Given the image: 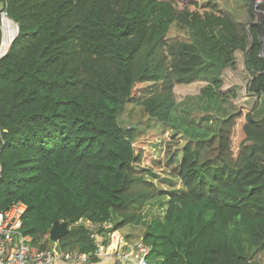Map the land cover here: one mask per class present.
<instances>
[{"label": "trees", "instance_id": "1", "mask_svg": "<svg viewBox=\"0 0 264 264\" xmlns=\"http://www.w3.org/2000/svg\"><path fill=\"white\" fill-rule=\"evenodd\" d=\"M0 2L18 28L0 57V209L26 205L33 250L93 263L117 234L123 250L146 244L151 264H264V18L247 24L209 0ZM237 52L251 107H223L203 126L179 116L177 85L202 83L206 111L235 96L223 87ZM129 103L182 132L180 157L171 140L151 156L139 128L120 125ZM163 167L179 185L146 178ZM155 198L161 213L146 216ZM54 223L68 230L46 243ZM127 225L142 231L136 243L118 234Z\"/></svg>", "mask_w": 264, "mask_h": 264}, {"label": "rangeland", "instance_id": "2", "mask_svg": "<svg viewBox=\"0 0 264 264\" xmlns=\"http://www.w3.org/2000/svg\"><path fill=\"white\" fill-rule=\"evenodd\" d=\"M196 1H197V7H200L208 0H196ZM209 1L218 3L219 7L223 11L231 12L240 21L245 22L249 16L246 7L248 2L247 0H209ZM193 8L194 7H191V9ZM254 16L255 17L253 18L256 22L263 18L257 15L255 11H254ZM15 26L17 25L16 24L10 25L9 30L12 31L13 29H16ZM177 32H178L177 28L173 25L170 29L168 37L169 38L176 37ZM17 33H18V28H17ZM236 58L237 61L235 68L228 69L224 73L223 88L234 91L235 96H230V101L236 107L239 108L241 106H244L250 108L252 102L254 101V98L248 96L247 95L248 93L246 92V82L249 75L243 64L242 53L237 52ZM202 86H203L202 83H194L191 85H177L174 90L176 100L179 102L178 115L181 117L188 116L189 118L198 121L197 123H199L201 126H203L206 122L201 120L205 115L208 114L209 117H214L216 115L214 108H210L208 111H206L204 104L200 102L197 98L199 95L198 93L200 91V88ZM228 90H224V91L229 93ZM229 102L225 103L224 106L227 107V105H230ZM185 120L186 118H183V121ZM211 120L212 119L210 118L209 122H211ZM118 121L122 126L132 127L134 125L135 129L139 128V133L137 135L136 140L148 141L147 147L150 149L151 156L161 157L164 152V147L166 142L171 140L173 141V145H172L173 152L177 155V157H180L181 153L179 149L183 146V144L186 141L182 132L178 133L179 135L178 136L176 135V137L174 136L171 137L172 136L171 132H162L159 127L160 126L159 123L157 124L153 123L152 120H150L146 115H144L141 107H139L138 105H134L130 103L127 104L124 108H122L118 117ZM183 126H187V124L185 123L183 124ZM183 129L184 131H186V127H183ZM167 171L168 169L166 167H163L161 169L155 170L156 176L151 177L149 175H146V178L151 180L154 183V185L157 186V188L169 189V188H173L175 185L177 186V184L179 185V182L177 180L174 179L172 180V178L168 176ZM152 174L154 175V173ZM154 200L155 201L152 204L150 202L149 204L146 205L144 210V212H146V216L148 215L152 216L153 214L161 213V206L159 205V201L160 200L163 201L164 199L157 200V198H155ZM163 206H165V203H163ZM141 232L142 231L140 230L139 227H132L130 225H127L123 228L122 233H124L126 237H129L128 238L129 242L128 241L127 242L129 244H132V243H136V241L140 239ZM50 241H52V239L50 238L49 235V239L47 240L46 243H49ZM51 246L52 244L50 245V247ZM125 249L126 250L128 249L127 251H129V246H125Z\"/></svg>", "mask_w": 264, "mask_h": 264}, {"label": "built area", "instance_id": "3", "mask_svg": "<svg viewBox=\"0 0 264 264\" xmlns=\"http://www.w3.org/2000/svg\"><path fill=\"white\" fill-rule=\"evenodd\" d=\"M252 5L255 13L264 18V0H252ZM10 25L15 24L8 18L6 8L0 4V57L6 54L17 34V26L11 31ZM25 212L26 205L22 201L13 202L7 208L0 209V264H54L57 260L85 261L89 258V255L65 252L55 247L47 251L33 252L20 232ZM110 240L122 241L114 234H111ZM132 251H135V264H151L147 259L149 247L141 241L132 246L130 251L123 249L110 251L98 246L94 256L98 258L117 256L120 260L126 261Z\"/></svg>", "mask_w": 264, "mask_h": 264}, {"label": "crops", "instance_id": "4", "mask_svg": "<svg viewBox=\"0 0 264 264\" xmlns=\"http://www.w3.org/2000/svg\"><path fill=\"white\" fill-rule=\"evenodd\" d=\"M247 20H249L247 24H253L255 22L254 21V18H252V19L250 18L249 19V17H248ZM231 103H230V105H227V111H230L231 110V107L233 108V105L234 104H231ZM223 107L225 108L224 104L223 105H221V104L216 105V107L214 109L215 113H217L218 111H222L223 110ZM86 224H88V222H86ZM122 232H123V229L121 231H118V234L121 237L123 236V239L127 242L129 237H126V235L124 233H122ZM114 236L115 237H118L116 234ZM98 244H100V243L98 242ZM118 245H119V241L118 240H114V241L109 240L108 243L106 245H102V247L103 248H106L107 250H112L116 246L118 247ZM65 252H67V251H65ZM97 259H98V261L97 262H93V263H88V258L85 261H77V260H57L54 264H131V262H124V263L120 262L118 260V257L117 256H114V257H104L103 259L97 257Z\"/></svg>", "mask_w": 264, "mask_h": 264}, {"label": "water", "instance_id": "5", "mask_svg": "<svg viewBox=\"0 0 264 264\" xmlns=\"http://www.w3.org/2000/svg\"><path fill=\"white\" fill-rule=\"evenodd\" d=\"M134 127V125L132 126ZM67 231V223H54L50 229V238L54 241L64 235Z\"/></svg>", "mask_w": 264, "mask_h": 264}, {"label": "bare ground", "instance_id": "6", "mask_svg": "<svg viewBox=\"0 0 264 264\" xmlns=\"http://www.w3.org/2000/svg\"><path fill=\"white\" fill-rule=\"evenodd\" d=\"M4 1H7V0H4ZM0 4L2 5V3L0 2ZM255 17V16H254ZM255 21V20H254ZM256 22V21H255ZM9 28H10V26H9ZM13 29V28H12ZM8 51H9V49H8ZM7 51V52H8ZM6 52V53H7ZM3 57V56H2ZM61 224V223H60ZM53 226V225H52ZM22 227V226H21ZM21 230V229H20ZM67 230H68V226H67ZM22 235V234H21ZM24 237V236H23ZM24 239H25V241L27 242V244L29 245V243H28V240H27V238L26 237H24ZM142 242V241H141ZM146 245V244H145ZM98 246H101L100 244H98L97 245V247ZM135 246V245H134ZM29 247H30V245H29ZM30 249L33 251V252H38V251H47V250H50V249H41V250H33L31 247H30ZM115 249H121V248H119V245H118V247H115L114 249H112V250H110V251H115ZM130 251V250H129ZM134 254H135V251H132V253H131V255H130V258L128 259V260H126V261H123V260H120L119 259V257H118V260L120 261V262H122V263H124V262H131V264H135V257H134ZM102 259L104 258V257H101ZM87 259V258H86ZM77 260V259H76ZM77 261H82V260H77Z\"/></svg>", "mask_w": 264, "mask_h": 264}]
</instances>
